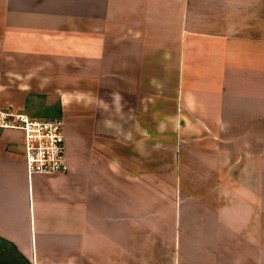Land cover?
<instances>
[{"label": "crops", "instance_id": "crops-1", "mask_svg": "<svg viewBox=\"0 0 264 264\" xmlns=\"http://www.w3.org/2000/svg\"><path fill=\"white\" fill-rule=\"evenodd\" d=\"M9 109L67 170L0 130V263L264 264V0H0Z\"/></svg>", "mask_w": 264, "mask_h": 264}, {"label": "built area", "instance_id": "built-area-1", "mask_svg": "<svg viewBox=\"0 0 264 264\" xmlns=\"http://www.w3.org/2000/svg\"><path fill=\"white\" fill-rule=\"evenodd\" d=\"M0 129L23 134V157L29 176L54 175L67 170L61 119H40L24 112L0 111Z\"/></svg>", "mask_w": 264, "mask_h": 264}, {"label": "rangeland", "instance_id": "rangeland-1", "mask_svg": "<svg viewBox=\"0 0 264 264\" xmlns=\"http://www.w3.org/2000/svg\"><path fill=\"white\" fill-rule=\"evenodd\" d=\"M2 71H3V70H2ZM6 97H7V96H6ZM15 101H16V103H17V99H16ZM27 102H28V103H27V106L32 105V102H31L30 99H29ZM12 103H15V102H12ZM34 105H38V101H37V100L34 101ZM36 107H37V106H36ZM36 107H35V110L37 109ZM27 110H28V107H27ZM33 110H34V109H33ZM5 111H12V110L9 109V110H5ZM31 111H32V110H31ZM31 111H30V112H31ZM39 115H43V114H39ZM0 130H1V129H0ZM13 131H16V130H13ZM17 132H18V131H17ZM19 132H20V131H19ZM0 264H2V263H0Z\"/></svg>", "mask_w": 264, "mask_h": 264}, {"label": "trees", "instance_id": "trees-1", "mask_svg": "<svg viewBox=\"0 0 264 264\" xmlns=\"http://www.w3.org/2000/svg\"><path fill=\"white\" fill-rule=\"evenodd\" d=\"M34 118H40V119H49V118H44L42 115L37 114Z\"/></svg>", "mask_w": 264, "mask_h": 264}]
</instances>
